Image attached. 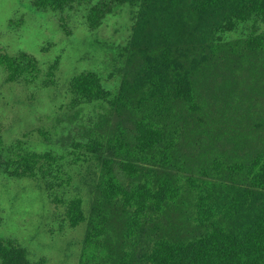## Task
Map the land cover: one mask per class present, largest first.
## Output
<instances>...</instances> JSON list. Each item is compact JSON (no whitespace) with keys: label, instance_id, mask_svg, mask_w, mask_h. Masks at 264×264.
I'll return each instance as SVG.
<instances>
[{"label":"trees","instance_id":"obj_1","mask_svg":"<svg viewBox=\"0 0 264 264\" xmlns=\"http://www.w3.org/2000/svg\"><path fill=\"white\" fill-rule=\"evenodd\" d=\"M33 5L84 8L90 31L120 10L132 22L124 41L92 44L106 73L71 81L58 138L70 160L0 135V175L41 182L86 227L78 264H264V0ZM0 67L7 83L42 74L26 53L0 52ZM0 264L40 263L0 237Z\"/></svg>","mask_w":264,"mask_h":264},{"label":"rangeland","instance_id":"obj_2","mask_svg":"<svg viewBox=\"0 0 264 264\" xmlns=\"http://www.w3.org/2000/svg\"><path fill=\"white\" fill-rule=\"evenodd\" d=\"M84 14V8L60 13L39 11L33 0H0V52L29 54L42 69L37 78L7 83L0 67V135L7 146L20 142L28 151L71 159V151L58 141L67 127L60 115L71 102V81L84 71L106 73L110 56L92 44L124 41L132 26L130 12L120 10L90 31ZM48 66H58L54 75L48 74ZM85 192L81 185L74 186L71 195L81 193L88 208ZM63 212L48 199L41 182L0 175V237L20 243L32 262L79 263L86 227L72 228Z\"/></svg>","mask_w":264,"mask_h":264}]
</instances>
